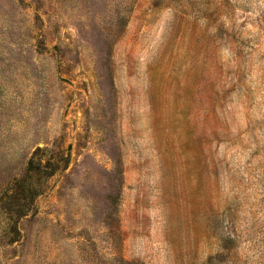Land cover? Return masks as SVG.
Instances as JSON below:
<instances>
[{"label": "rangeland", "instance_id": "rangeland-1", "mask_svg": "<svg viewBox=\"0 0 264 264\" xmlns=\"http://www.w3.org/2000/svg\"><path fill=\"white\" fill-rule=\"evenodd\" d=\"M0 264H264V0H0Z\"/></svg>", "mask_w": 264, "mask_h": 264}]
</instances>
